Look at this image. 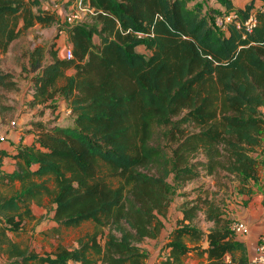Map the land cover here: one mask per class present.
Wrapping results in <instances>:
<instances>
[{"label":"trees","instance_id":"obj_1","mask_svg":"<svg viewBox=\"0 0 264 264\" xmlns=\"http://www.w3.org/2000/svg\"><path fill=\"white\" fill-rule=\"evenodd\" d=\"M217 2L240 28L222 32L189 0H85L93 22L68 30L73 59L53 53L45 64L44 50H34L33 106L60 97L75 122L33 121V146L0 152V253L8 264H146L141 246L162 234L174 193L205 177L216 184L180 206L160 264H249L227 207L233 191L253 195L264 166V0L243 9ZM56 23L40 0H0V53L24 32ZM16 88L0 66V90ZM6 156L16 161L12 174L2 171ZM45 198L55 205L53 233L86 223L95 232L46 255L11 240Z\"/></svg>","mask_w":264,"mask_h":264},{"label":"rangeland","instance_id":"obj_2","mask_svg":"<svg viewBox=\"0 0 264 264\" xmlns=\"http://www.w3.org/2000/svg\"><path fill=\"white\" fill-rule=\"evenodd\" d=\"M44 9L53 12L57 16V23L50 28H36L24 32L21 38L13 43L9 52L0 53V66L5 72L13 74L16 78L17 88L11 91L0 90V130L11 127L12 122L17 123V128L24 127L21 125V118L23 115H29L30 111H34V117L37 118L41 108H56L62 101L57 97L53 103L46 106H33V89L32 76L30 69L31 54L37 48H42L45 54L44 63L52 61V54L58 53L59 57L63 59L66 49L69 47L68 30L76 24H91L93 12L85 6V0H40ZM234 7H244L250 0H232ZM249 1V2H248ZM191 7L200 4L204 8V12L210 15V18L216 23V20L222 18L225 20L227 16L226 9L221 11L216 7L217 0H189ZM70 15L77 16L75 24L68 21ZM98 42V39H96ZM140 52H146L145 48H140ZM147 54H149L147 52ZM72 71V70H71ZM71 71L69 73H71ZM62 84V83H61ZM69 110V115H72ZM29 112V113H28ZM45 111L43 110V113ZM65 112V111H62ZM61 114L52 116L51 111L46 113V117L61 119ZM28 120V119H27ZM49 122V121H47ZM51 121L50 123H52ZM48 123V124H50ZM1 133V132H0ZM164 146H169V142L162 141ZM258 158L264 162V144L260 149ZM264 170V166L262 170ZM216 184L213 178L205 177L195 182L187 184L178 188L174 193L171 209L169 215L163 220L166 229L174 223L175 218L179 215L180 206L187 200H193L199 196L204 188L211 187ZM255 186V182L252 183ZM218 188L214 189L217 191ZM233 190V189H232ZM234 195L236 192H232ZM222 198V196H219ZM43 202L49 205V199L45 198ZM51 206V205H50ZM56 224L51 222V219L41 216L37 221L27 223L23 235H18L25 246H30L36 249L40 255L51 254L60 246L67 248H74L77 246V240L86 234L94 233L96 227L94 224L86 223L79 228H63L61 234L53 233ZM200 226L205 230L210 227L209 223L201 221ZM161 262V258L159 256Z\"/></svg>","mask_w":264,"mask_h":264},{"label":"crops","instance_id":"obj_3","mask_svg":"<svg viewBox=\"0 0 264 264\" xmlns=\"http://www.w3.org/2000/svg\"><path fill=\"white\" fill-rule=\"evenodd\" d=\"M214 1V0H213ZM251 1V0H250ZM233 2V1H232ZM249 2V1H248ZM247 4V3H246ZM244 5V7L246 6ZM216 7H219L221 11H224L225 8L220 4H216ZM234 5V4H233ZM257 8L261 7L260 1H256ZM244 7H235L236 9H243ZM36 28V27H35ZM71 48V46L69 45ZM145 53L146 52H141ZM72 75L73 72L68 73ZM61 103L56 108H41L43 110L40 111L39 116L35 118L33 115L34 111H30L29 115H23L21 118V125L24 127L15 129L9 127L4 130H0V136L6 137V142L0 144V152L7 153L9 155H14L17 152L19 147H31L36 142V130L33 127V121L41 120L45 123H50L51 126H61V127H72L74 126L75 118L72 115H69V109L67 103L61 98ZM51 111L52 116L55 117V114H61V119L57 118H49L46 117V113ZM65 111V112H62ZM28 119V120H27ZM49 121V122H47ZM16 169V161L11 156H6L3 158L2 162V171L5 174H12ZM17 190L20 185L16 184ZM254 193L251 197L238 195L235 193L232 195L231 200L228 203L227 207V215L232 221H240L245 223L249 228L248 235H236L235 238L238 242H241L245 245L247 251V258L249 263L254 259L257 252V247L261 237L264 236V170L261 171L260 180L258 184L253 186ZM54 209L55 205H46V202L42 203V205L33 204L32 212L35 217V221L37 218L44 216L48 219H51L53 222L54 218ZM179 215L175 218L174 223H172L167 229L166 226L162 232V234L155 240H146L141 248L148 254V260L146 264H160L159 256L161 255V251L164 245L167 243L168 238L171 232L176 228V222ZM165 225V224H164ZM20 235V234H19ZM21 235H23L21 233ZM9 237L14 242H18L22 245L21 238H18L17 235L9 234ZM34 249L33 247H31ZM36 251V249H34ZM37 252V251H36ZM0 264H8V258L4 254L0 253ZM186 264H206V260H200L197 257H190L187 259Z\"/></svg>","mask_w":264,"mask_h":264},{"label":"built area","instance_id":"obj_4","mask_svg":"<svg viewBox=\"0 0 264 264\" xmlns=\"http://www.w3.org/2000/svg\"><path fill=\"white\" fill-rule=\"evenodd\" d=\"M237 15L235 13H228L227 12V16L225 18V20H223L222 18H219L216 20V26L224 33L228 32V28L230 25H232L233 23H235V25L240 28L242 25L240 22H236ZM77 16L74 15H70L68 17V21L75 24V21L77 20ZM256 25V18L254 15H252L244 24V27L246 29V31L250 32L252 30V28ZM64 59L66 60H71L73 59V52H72V48L68 47L66 49V52L63 56ZM71 113V111H70ZM12 128H16L17 127V123L16 122H12L11 124ZM6 142V137L5 136H0V144ZM232 231L235 235H248L249 234V228L248 226L240 221H234L232 224ZM249 264H264V236L261 237L258 247H257V252H256V256L254 257V259L249 263Z\"/></svg>","mask_w":264,"mask_h":264}]
</instances>
